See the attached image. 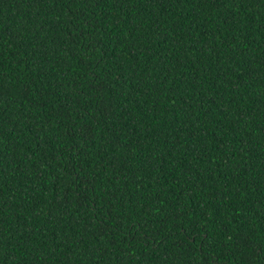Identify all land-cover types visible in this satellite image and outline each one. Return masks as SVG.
Segmentation results:
<instances>
[{"label":"trees","instance_id":"obj_1","mask_svg":"<svg viewBox=\"0 0 264 264\" xmlns=\"http://www.w3.org/2000/svg\"><path fill=\"white\" fill-rule=\"evenodd\" d=\"M0 96L17 264H264V0H0Z\"/></svg>","mask_w":264,"mask_h":264},{"label":"snow or ice","instance_id":"obj_2","mask_svg":"<svg viewBox=\"0 0 264 264\" xmlns=\"http://www.w3.org/2000/svg\"><path fill=\"white\" fill-rule=\"evenodd\" d=\"M85 4H90L92 0H83ZM100 62H103V58H100ZM96 67H99L97 64ZM82 87V85H81ZM0 99H2V96H0ZM3 113L0 112V118H2ZM6 245L3 241L2 234H0V264H17L16 260L5 250ZM262 256H264V249H261Z\"/></svg>","mask_w":264,"mask_h":264}]
</instances>
